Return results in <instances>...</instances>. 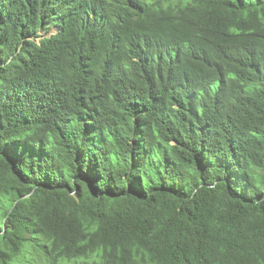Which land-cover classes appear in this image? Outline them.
Listing matches in <instances>:
<instances>
[{"label":"trees","instance_id":"trees-1","mask_svg":"<svg viewBox=\"0 0 264 264\" xmlns=\"http://www.w3.org/2000/svg\"><path fill=\"white\" fill-rule=\"evenodd\" d=\"M0 264H264V0H0Z\"/></svg>","mask_w":264,"mask_h":264}]
</instances>
